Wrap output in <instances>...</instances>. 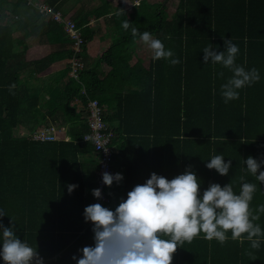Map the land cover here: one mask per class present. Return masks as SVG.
I'll return each instance as SVG.
<instances>
[{
    "label": "trees",
    "instance_id": "trees-1",
    "mask_svg": "<svg viewBox=\"0 0 264 264\" xmlns=\"http://www.w3.org/2000/svg\"><path fill=\"white\" fill-rule=\"evenodd\" d=\"M169 1L148 5L140 0L125 32L132 35L133 27L150 31L180 63L151 59L148 68L133 72L135 87L128 94L116 93V112L104 120L114 134L112 168L123 174V180L105 188L106 206L114 207L152 172L171 178L190 165L201 180V190L210 183L230 182L239 192L241 177L255 182L257 190L250 202L255 212L264 204V183L245 171L243 159L264 158V0H175L174 9L167 7ZM64 2L48 0L47 4L58 10ZM0 26V209L5 215L0 223L8 226L9 218L13 219L17 234L37 247L44 264H75L73 255L79 258V250L93 242L91 225L82 213L93 199L98 162L92 143L82 141L88 131L87 115L76 112L70 102L79 97L85 104L80 94L85 83L86 92L95 98L93 86L82 74L80 82L69 77L50 99L49 113L57 120L59 112V128L67 127L69 140L31 139L30 134L50 124L39 114L36 102L24 104L17 73L10 67L15 54L12 28ZM48 26L63 35L57 23ZM85 32L87 28L81 32L86 44L92 35ZM228 38L239 46L236 63L257 68L261 78L240 89L238 99L225 103L220 85L231 72L219 64H203L201 51L209 43L223 50ZM120 73L113 66L111 77ZM32 119L36 122H28ZM21 126L28 135L14 136ZM214 154L232 159L228 175L205 167ZM68 184L78 187L69 194ZM255 222L264 229V212ZM172 264H264V243L252 249L249 241L232 239L230 233L223 243L204 239L201 233L177 248Z\"/></svg>",
    "mask_w": 264,
    "mask_h": 264
},
{
    "label": "clouds",
    "instance_id": "clouds-1",
    "mask_svg": "<svg viewBox=\"0 0 264 264\" xmlns=\"http://www.w3.org/2000/svg\"><path fill=\"white\" fill-rule=\"evenodd\" d=\"M130 23L125 20L123 27ZM132 35L151 50L153 60L164 59L170 64L180 63L171 48L150 31L140 32L132 28ZM202 63L219 64L231 75L220 85V95L225 103L239 98L240 89L260 80L257 68H245L236 63L239 46L231 38L223 41V50L218 51L209 43L201 51ZM221 77L224 76L220 72ZM14 85H10L11 89ZM245 171L264 183V158L249 155L243 159ZM205 167L226 176L232 167V159L214 154L206 160ZM123 180L120 172H104L101 183L111 187ZM239 192L232 183L221 186L210 183L201 190V180L191 166L171 178L152 172L143 183H137L120 197L114 207L101 202L102 189L93 188L91 195L98 201L83 209V220L90 223L92 244L82 247L79 258L73 255L75 264H172L177 248L203 233L207 240L220 243L229 238L247 240L252 249L264 243V229L259 223L264 204L254 212L250 207L257 184L244 180ZM78 187L68 184L69 194ZM0 209V217H4ZM8 226L0 223V262L2 264H44L37 247H33L18 234L15 221Z\"/></svg>",
    "mask_w": 264,
    "mask_h": 264
},
{
    "label": "crops",
    "instance_id": "crops-1",
    "mask_svg": "<svg viewBox=\"0 0 264 264\" xmlns=\"http://www.w3.org/2000/svg\"><path fill=\"white\" fill-rule=\"evenodd\" d=\"M30 1L31 4L27 0H0V25L12 28L15 54L10 67L19 77L18 90L24 104L37 102L36 108L39 109V114H44L46 124L55 125L58 139L67 141V127L59 128L61 116L58 112V119L53 120L49 107L53 105L50 99L62 90L69 79L70 41L64 33L59 37L49 29L48 25L53 21L40 15L32 5V2L47 4L48 0ZM144 1L148 5L163 2ZM139 2L140 0H65L58 9L75 24L81 23V32L87 28L92 35L83 50L84 68L80 74L91 85V89L93 86L95 98L86 92V83L82 84L85 93L80 94L101 101L104 119L112 118L116 112V93L121 91L122 95L128 94L135 87V69L148 68L151 63V50L133 35L125 34L129 28L123 27V22L130 21ZM175 6L176 4L171 8L174 9ZM122 13L123 16L120 15ZM88 32L85 34L88 35ZM47 58L50 59L47 63L36 64L37 61ZM113 66H118L121 71L116 78L111 77ZM70 104L76 112L87 114L85 104L79 97H73ZM28 122L36 121L32 119ZM27 135L28 131L22 126L14 131L16 137Z\"/></svg>",
    "mask_w": 264,
    "mask_h": 264
},
{
    "label": "built area",
    "instance_id": "built-area-1",
    "mask_svg": "<svg viewBox=\"0 0 264 264\" xmlns=\"http://www.w3.org/2000/svg\"><path fill=\"white\" fill-rule=\"evenodd\" d=\"M28 4H31L30 0H27ZM32 5L44 18L57 23L66 38L70 41L71 55L68 60V75L71 79L80 82V73L84 68V62L82 60L83 46L86 45L82 38L81 30L76 24L64 16L60 11L55 10L53 7L40 3ZM84 94V90L81 89ZM85 110H86V124L88 131L82 137V141L91 142L94 148V155L98 162V169L96 171V183L97 187L102 189V198L99 202L107 204L109 199L105 194V188L101 183V176L104 172L115 173L112 168V158L114 150L112 147V140L114 134L108 127V124L104 120L103 108L98 100L89 98L85 95ZM58 130L53 125L44 126L37 129L29 136L33 140L49 142L59 140L57 137ZM98 202L94 198L90 203Z\"/></svg>",
    "mask_w": 264,
    "mask_h": 264
},
{
    "label": "rangeland",
    "instance_id": "rangeland-1",
    "mask_svg": "<svg viewBox=\"0 0 264 264\" xmlns=\"http://www.w3.org/2000/svg\"><path fill=\"white\" fill-rule=\"evenodd\" d=\"M152 1H156V0H152ZM176 4V1L175 0H170L169 2H168V5L170 6V8H171V6H174ZM172 9V8H171ZM16 130V129H15ZM14 130V131H15Z\"/></svg>",
    "mask_w": 264,
    "mask_h": 264
},
{
    "label": "bare ground",
    "instance_id": "bare-ground-1",
    "mask_svg": "<svg viewBox=\"0 0 264 264\" xmlns=\"http://www.w3.org/2000/svg\"><path fill=\"white\" fill-rule=\"evenodd\" d=\"M6 1V0H5ZM18 2V1H17ZM15 3V2H14ZM16 4V3H15ZM14 4V5H15ZM21 6V5H20ZM18 8V7H17ZM21 9V8H20ZM31 23V22H30ZM1 27V26H0ZM59 30V29H58ZM33 31V30H32ZM38 32V31H37ZM60 32V31H59ZM51 34V33H50ZM49 34V35H50ZM41 35V34H40ZM52 35V34H51ZM47 37V36H46ZM47 40V39H46ZM53 41V40H52ZM43 43V42H42ZM58 51V50H57ZM55 53V52H54ZM53 56H56V54H53ZM27 72V71H26ZM19 78V77H18ZM27 80V79H26ZM21 82V81H20ZM54 82V81H53ZM46 84V83H45ZM22 87H23V85H22ZM32 97V96H31ZM20 100V99H19ZM37 103V102H36ZM36 105V104H35ZM22 109V108H21ZM19 111V110H18ZM56 142V141H55Z\"/></svg>",
    "mask_w": 264,
    "mask_h": 264
}]
</instances>
